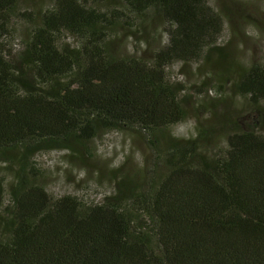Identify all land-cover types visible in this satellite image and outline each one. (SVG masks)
Here are the masks:
<instances>
[{
	"label": "trees",
	"instance_id": "trees-1",
	"mask_svg": "<svg viewBox=\"0 0 264 264\" xmlns=\"http://www.w3.org/2000/svg\"><path fill=\"white\" fill-rule=\"evenodd\" d=\"M19 1L0 0V168L13 173L0 209V264H264V55L225 72L257 108L252 125L232 122L220 143L211 128L186 140L167 135L187 116L168 68L224 67L229 41L218 39L233 24L225 8L214 0H46L19 12ZM150 12L165 43L148 58L116 56L117 25L142 32ZM116 129L148 141L147 174L115 169L116 190L98 202L40 184L39 151L65 149L86 166L82 144Z\"/></svg>",
	"mask_w": 264,
	"mask_h": 264
},
{
	"label": "rangeland",
	"instance_id": "rangeland-1",
	"mask_svg": "<svg viewBox=\"0 0 264 264\" xmlns=\"http://www.w3.org/2000/svg\"><path fill=\"white\" fill-rule=\"evenodd\" d=\"M217 7H224L232 20V31L219 36L218 45L225 46L227 61L223 68L205 66L197 62L183 64L174 62L168 72L172 82L180 85L183 103L187 111L186 119L169 128L167 135L174 138L189 139L195 137L200 129L211 128L212 140L225 141L224 130L235 122L242 128L252 125L257 111H263L264 103L256 108L250 107L240 98L231 81L225 74L259 60L264 55V0H214ZM46 0H20L18 11H33L43 7ZM127 23V22H126ZM15 28L14 25H12ZM23 28V25H20ZM116 38L111 41L112 52L118 56L136 55L148 58L152 50L161 47L166 41L159 17L153 12L146 16L142 32L133 33L132 29L119 23L115 29ZM73 43V37L66 39ZM18 49L20 43L11 40ZM216 58V53H212ZM243 112V113H242ZM260 113V112H259ZM261 114V113H260ZM165 137L159 142L164 144ZM79 150L86 166L72 163L69 152L65 149L39 151L33 161L43 170L40 184L48 193L73 195L85 202L101 201L106 195L114 193L116 186L111 182L113 171L122 167V175L134 172L147 174L154 160V153L148 141L141 134L132 131H101L91 141L82 144ZM143 175V173H141ZM13 173L10 169L0 168V178H4V193L0 198V209L8 202V187ZM98 179H102L99 182Z\"/></svg>",
	"mask_w": 264,
	"mask_h": 264
}]
</instances>
